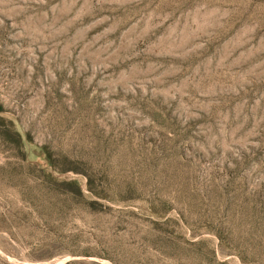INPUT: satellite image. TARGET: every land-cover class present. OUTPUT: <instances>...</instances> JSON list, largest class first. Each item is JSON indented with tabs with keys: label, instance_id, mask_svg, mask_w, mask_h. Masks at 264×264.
<instances>
[{
	"label": "rangeland",
	"instance_id": "rangeland-1",
	"mask_svg": "<svg viewBox=\"0 0 264 264\" xmlns=\"http://www.w3.org/2000/svg\"><path fill=\"white\" fill-rule=\"evenodd\" d=\"M0 264H264V0H0Z\"/></svg>",
	"mask_w": 264,
	"mask_h": 264
}]
</instances>
